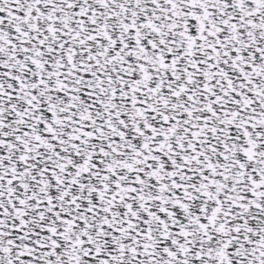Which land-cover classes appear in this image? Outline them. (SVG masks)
<instances>
[{
    "label": "snow or ice",
    "instance_id": "snow-or-ice-1",
    "mask_svg": "<svg viewBox=\"0 0 264 264\" xmlns=\"http://www.w3.org/2000/svg\"><path fill=\"white\" fill-rule=\"evenodd\" d=\"M0 264H264V0H0Z\"/></svg>",
    "mask_w": 264,
    "mask_h": 264
}]
</instances>
